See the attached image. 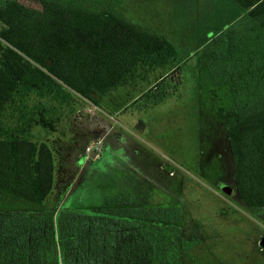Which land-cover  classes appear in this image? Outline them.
Wrapping results in <instances>:
<instances>
[{
    "label": "trees",
    "instance_id": "16d2710c",
    "mask_svg": "<svg viewBox=\"0 0 264 264\" xmlns=\"http://www.w3.org/2000/svg\"><path fill=\"white\" fill-rule=\"evenodd\" d=\"M35 1L64 14L61 29L77 35L41 26L17 7L9 21L0 19V264H186L205 240L196 225L188 229L180 199L139 206L120 184L86 209H58L54 199L62 142L53 138L59 119L52 103L71 109L76 95L101 109L109 93L138 89L149 73L174 67L181 48L128 21L117 12L119 0ZM213 1L235 5L242 17L225 32L204 36L194 56L198 80L216 99L210 104L226 133L236 202L260 210L264 0ZM180 6L185 36L197 13L195 5Z\"/></svg>",
    "mask_w": 264,
    "mask_h": 264
},
{
    "label": "rangeland",
    "instance_id": "374dc122",
    "mask_svg": "<svg viewBox=\"0 0 264 264\" xmlns=\"http://www.w3.org/2000/svg\"><path fill=\"white\" fill-rule=\"evenodd\" d=\"M223 3L119 0L117 12L123 17L166 36L181 51L174 67L149 73L138 89L130 86L109 93L101 109L76 95L74 108L52 103L59 119L53 138L61 136L62 142L54 199L58 209H86L101 204L102 195L114 184L122 185L139 206H168L180 199L188 229L196 225L205 240L186 264H264V209L242 208L234 190L228 195L221 187L233 188V162L225 130L216 125L210 104L216 99L200 86L194 57L196 48L206 43L204 36L223 33L241 19L238 7ZM180 5H195L197 13L190 17L185 36L180 32L186 22L179 19ZM13 7L41 26L77 35L61 29L64 14L35 0H0V19L9 21ZM138 122L145 126L143 133L135 129ZM35 133L43 134L39 128ZM108 147L116 156L108 159L106 153L100 160ZM107 184L112 186L103 189Z\"/></svg>",
    "mask_w": 264,
    "mask_h": 264
},
{
    "label": "water",
    "instance_id": "95a60500",
    "mask_svg": "<svg viewBox=\"0 0 264 264\" xmlns=\"http://www.w3.org/2000/svg\"><path fill=\"white\" fill-rule=\"evenodd\" d=\"M135 129L139 132V133H143L145 131V126L141 123L138 122L135 126ZM221 187L223 188V191L230 195L233 192V188H231L229 185L227 184H222ZM262 245L264 247V238L262 239Z\"/></svg>",
    "mask_w": 264,
    "mask_h": 264
},
{
    "label": "flooded vegetation",
    "instance_id": "af4514ba",
    "mask_svg": "<svg viewBox=\"0 0 264 264\" xmlns=\"http://www.w3.org/2000/svg\"><path fill=\"white\" fill-rule=\"evenodd\" d=\"M124 139H125V138H124ZM116 142H117V141H116ZM116 147H117V146H115V148H116ZM111 150H112V152L109 150V147L106 148V150H104L105 153H103V154L99 157V159H100V160L105 159L106 156L104 157V154L106 155V153H109V155H108V159L115 157L116 155H114L115 153L113 152L114 149L111 148Z\"/></svg>",
    "mask_w": 264,
    "mask_h": 264
},
{
    "label": "built area",
    "instance_id": "2783aa9c",
    "mask_svg": "<svg viewBox=\"0 0 264 264\" xmlns=\"http://www.w3.org/2000/svg\"><path fill=\"white\" fill-rule=\"evenodd\" d=\"M92 150H91V148H88V152L90 153Z\"/></svg>",
    "mask_w": 264,
    "mask_h": 264
}]
</instances>
